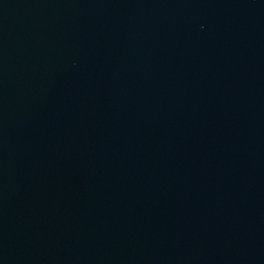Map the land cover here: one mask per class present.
<instances>
[{
    "label": "water",
    "instance_id": "water-1",
    "mask_svg": "<svg viewBox=\"0 0 264 264\" xmlns=\"http://www.w3.org/2000/svg\"><path fill=\"white\" fill-rule=\"evenodd\" d=\"M0 264H264V0H0Z\"/></svg>",
    "mask_w": 264,
    "mask_h": 264
}]
</instances>
